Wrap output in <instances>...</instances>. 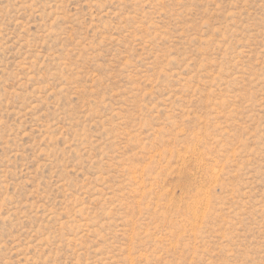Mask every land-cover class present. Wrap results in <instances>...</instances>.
<instances>
[{"label": "rangeland", "instance_id": "1", "mask_svg": "<svg viewBox=\"0 0 264 264\" xmlns=\"http://www.w3.org/2000/svg\"><path fill=\"white\" fill-rule=\"evenodd\" d=\"M0 264H264V0H0Z\"/></svg>", "mask_w": 264, "mask_h": 264}]
</instances>
